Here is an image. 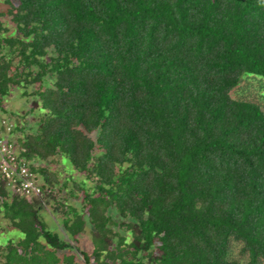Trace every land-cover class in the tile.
<instances>
[{"label": "trees", "instance_id": "16d2710c", "mask_svg": "<svg viewBox=\"0 0 264 264\" xmlns=\"http://www.w3.org/2000/svg\"><path fill=\"white\" fill-rule=\"evenodd\" d=\"M5 4L17 35L0 38V109L14 89L38 99L36 130L13 133L44 182L29 200L0 176V228L21 234L0 264H241L232 241L264 262V96H231L264 78V0ZM58 156L84 177L67 240L42 215L66 208L57 174L35 166Z\"/></svg>", "mask_w": 264, "mask_h": 264}, {"label": "rangeland", "instance_id": "374dc122", "mask_svg": "<svg viewBox=\"0 0 264 264\" xmlns=\"http://www.w3.org/2000/svg\"><path fill=\"white\" fill-rule=\"evenodd\" d=\"M8 6L5 4V0H0V21L4 30H0V38L3 36H16L17 30L12 23L10 16L7 15ZM6 30V31H5ZM45 85L50 86V82H46ZM36 89V86H30L28 93H32ZM231 96L238 100H247L262 104L264 96V78L259 76L247 75L243 78L239 86L231 92ZM38 99L34 96H23L22 90L14 89L10 97L6 98L2 103L0 109V117L11 120L14 124L18 123L20 127H24V133H31L36 130L38 121ZM36 103V104H35ZM36 108L34 112H31V108ZM23 133H14V140L17 141L18 137H22ZM19 147V146H17ZM35 166L46 168L47 173H56L60 182L56 186L58 192V199L61 203L66 205V208L56 209L58 203L54 200L52 205L45 208L42 213L44 220L48 223L51 231L58 232L62 238L69 239L62 225V219L64 217L65 210H69L70 206L80 209L83 202V194L77 188L80 182L84 180V177L77 173L71 163L62 156H58L55 159H51L47 162L37 161ZM39 182L42 184L44 178L38 175ZM88 182V181H87ZM90 184V182H88ZM91 185V184H90ZM115 216V212L113 211ZM115 218H118L116 215ZM123 233V232H122ZM128 233V232H126ZM21 234L19 231L7 225L6 222L2 224L0 228V244H4L8 239L19 240ZM80 248L86 252H92L93 243L91 238V226L86 228V231L79 236ZM71 242V240H68ZM117 241V239L115 240ZM71 244L75 246L72 241ZM242 244L232 241L230 249V256L232 259L239 261L241 264L248 261V254L242 253ZM79 259L82 260V256L78 253ZM264 264V262H260Z\"/></svg>", "mask_w": 264, "mask_h": 264}, {"label": "built area", "instance_id": "2783aa9c", "mask_svg": "<svg viewBox=\"0 0 264 264\" xmlns=\"http://www.w3.org/2000/svg\"><path fill=\"white\" fill-rule=\"evenodd\" d=\"M14 123L0 117V176L7 188L29 200L43 196L39 177L31 170L29 162L20 158L17 141L14 140Z\"/></svg>", "mask_w": 264, "mask_h": 264}]
</instances>
